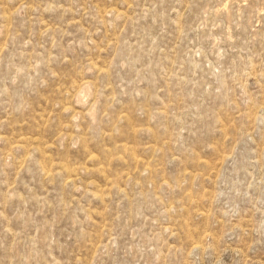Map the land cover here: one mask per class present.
<instances>
[{
    "label": "rangeland",
    "instance_id": "rangeland-1",
    "mask_svg": "<svg viewBox=\"0 0 264 264\" xmlns=\"http://www.w3.org/2000/svg\"><path fill=\"white\" fill-rule=\"evenodd\" d=\"M0 264H264V0H0Z\"/></svg>",
    "mask_w": 264,
    "mask_h": 264
}]
</instances>
